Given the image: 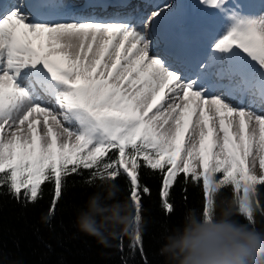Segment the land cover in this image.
<instances>
[{"label":"snow or ice","instance_id":"6c2138e0","mask_svg":"<svg viewBox=\"0 0 264 264\" xmlns=\"http://www.w3.org/2000/svg\"><path fill=\"white\" fill-rule=\"evenodd\" d=\"M199 4L220 27L188 76L151 52L164 9L139 27L49 23L29 0H0V196L35 204L50 183V219L69 177L86 170L84 183L112 189L123 177L135 248L142 196L150 195L144 169L162 177L167 214L183 174L185 185L202 186L205 217L227 188L236 213L255 228L256 215L264 217V11L237 0Z\"/></svg>","mask_w":264,"mask_h":264},{"label":"trees","instance_id":"16d2710c","mask_svg":"<svg viewBox=\"0 0 264 264\" xmlns=\"http://www.w3.org/2000/svg\"><path fill=\"white\" fill-rule=\"evenodd\" d=\"M87 176L85 170L83 176L69 177L65 195L50 219H45L53 196L50 183L42 185V198L35 204L25 205L10 195L0 196V264H164V257L158 254L163 237L182 225L187 211L202 214V186L191 182L185 185L180 174L170 189L169 200L174 211L167 214L159 196L162 177L141 169V182L150 188V195L142 196L141 245L133 248L130 232L107 237V243L102 244L77 227L78 217L88 211L90 198L97 194L102 198L100 205L109 206L127 203L129 192L121 177L115 197L105 199L103 186L84 183ZM221 198L231 199L230 189L226 188ZM261 199L264 201V188ZM232 219L247 225L246 219L237 213ZM255 229L264 232V217L259 214Z\"/></svg>","mask_w":264,"mask_h":264},{"label":"clouds","instance_id":"9594fccd","mask_svg":"<svg viewBox=\"0 0 264 264\" xmlns=\"http://www.w3.org/2000/svg\"><path fill=\"white\" fill-rule=\"evenodd\" d=\"M118 188L104 187L105 199H112ZM215 211L209 217L194 210L185 213L180 227L163 237L158 254L164 264H261L264 258V232L232 219L233 199L213 195ZM219 210V211H217ZM132 207L127 203L101 206L90 198L88 211L81 213L77 227L106 244L107 237L130 231ZM99 217V219H96Z\"/></svg>","mask_w":264,"mask_h":264},{"label":"bare ground","instance_id":"6f19581e","mask_svg":"<svg viewBox=\"0 0 264 264\" xmlns=\"http://www.w3.org/2000/svg\"><path fill=\"white\" fill-rule=\"evenodd\" d=\"M62 6L69 0H56ZM108 1V0H106ZM112 1V0H110ZM126 6L122 9H107L99 11L96 8L98 0H76L85 4V9L72 10L70 18H59L49 23L84 22V19L121 18L131 20L138 27L141 26V18L147 19L152 12L164 9L160 21L153 28L152 54L163 56L174 69L192 76L190 68L192 64L203 55L212 43L214 36L219 32V27H213L207 23V15H201L200 11L193 12L191 4L187 0H121ZM8 3L9 0H3ZM248 8L255 9L258 13L264 10V0H246ZM80 5V6H81ZM169 5L170 8L165 6ZM62 14H66L62 7ZM96 22V21H95ZM166 53H175L178 56L176 62L173 58H167ZM42 121L43 117H39ZM43 132L42 127L40 128ZM259 168L257 162V169Z\"/></svg>","mask_w":264,"mask_h":264},{"label":"rangeland","instance_id":"374dc122","mask_svg":"<svg viewBox=\"0 0 264 264\" xmlns=\"http://www.w3.org/2000/svg\"><path fill=\"white\" fill-rule=\"evenodd\" d=\"M188 3L191 4L192 8L191 11L197 12L200 11L201 15H207L208 18L206 20L207 23H211L213 27H217L219 25V20L216 18V14L209 10L203 9L202 6L199 4V0H187ZM238 3H241L247 8L248 4L246 5V0H237ZM264 11V10H263Z\"/></svg>","mask_w":264,"mask_h":264}]
</instances>
